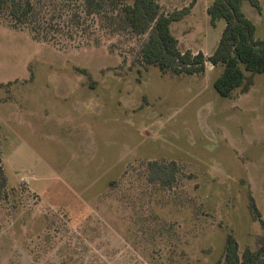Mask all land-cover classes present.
<instances>
[{
	"label": "rangeland",
	"instance_id": "obj_1",
	"mask_svg": "<svg viewBox=\"0 0 264 264\" xmlns=\"http://www.w3.org/2000/svg\"><path fill=\"white\" fill-rule=\"evenodd\" d=\"M192 1L160 4L191 5L171 30L207 57L225 22L209 23L213 0ZM258 2L243 11L263 40ZM55 37L0 27V83H12L0 90V159L14 190L0 195V264H212L229 231L240 250L254 247L247 193L264 220V73L245 72L224 98L220 67L170 77L129 69L137 38ZM153 160L180 165L174 187L147 184Z\"/></svg>",
	"mask_w": 264,
	"mask_h": 264
},
{
	"label": "trees",
	"instance_id": "obj_2",
	"mask_svg": "<svg viewBox=\"0 0 264 264\" xmlns=\"http://www.w3.org/2000/svg\"><path fill=\"white\" fill-rule=\"evenodd\" d=\"M244 3L260 12L258 0H213L208 6L209 23L213 25L222 19L225 26L214 51L207 57L201 52L182 50L171 30L173 23L189 13L191 5L168 11L160 0H0V27L26 31L38 42H54L57 34L66 41L75 37L79 41L84 33L99 31L108 37H134L139 44L129 69L135 65L153 66L162 75L181 77L201 75L207 63L221 68L213 82L215 92L220 97L232 98L234 90L244 84L245 72L264 73V39L255 38V25L244 13ZM74 71L92 81L87 70ZM11 85L0 83V90L10 93ZM89 86L94 88L93 84ZM1 165L0 159V195L8 198L14 190L8 189ZM144 171L147 184L153 188L171 189L183 175L175 161H147ZM110 184L115 185V181ZM247 197L251 219L261 229L255 236L254 247L240 250L232 232H226L223 253L212 264H264V220L249 191ZM169 262L191 264L175 263L172 259Z\"/></svg>",
	"mask_w": 264,
	"mask_h": 264
},
{
	"label": "crops",
	"instance_id": "obj_3",
	"mask_svg": "<svg viewBox=\"0 0 264 264\" xmlns=\"http://www.w3.org/2000/svg\"><path fill=\"white\" fill-rule=\"evenodd\" d=\"M192 2L194 3V0H193ZM177 10H179V9H177ZM188 14H189V13H188ZM188 14H187V15H188ZM185 17H186V16H185ZM185 17H184V18H185ZM184 18H183V19H184ZM183 19H182V20H183ZM182 20H181V21H182ZM179 22H180V21H179ZM176 23H178V22H176ZM173 24H174V23H173Z\"/></svg>",
	"mask_w": 264,
	"mask_h": 264
}]
</instances>
